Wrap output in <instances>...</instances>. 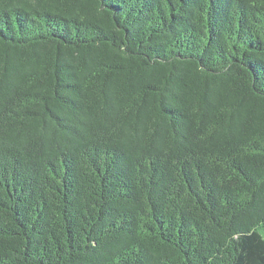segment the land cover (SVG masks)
I'll return each instance as SVG.
<instances>
[{"label":"trees","instance_id":"16d2710c","mask_svg":"<svg viewBox=\"0 0 264 264\" xmlns=\"http://www.w3.org/2000/svg\"><path fill=\"white\" fill-rule=\"evenodd\" d=\"M0 264H264V0H0Z\"/></svg>","mask_w":264,"mask_h":264}]
</instances>
